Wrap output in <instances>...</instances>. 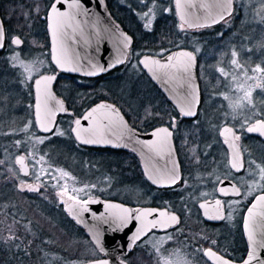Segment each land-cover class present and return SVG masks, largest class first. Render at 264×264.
I'll return each instance as SVG.
<instances>
[{
  "label": "trees",
  "instance_id": "trees-1",
  "mask_svg": "<svg viewBox=\"0 0 264 264\" xmlns=\"http://www.w3.org/2000/svg\"><path fill=\"white\" fill-rule=\"evenodd\" d=\"M4 2L8 11L6 16L1 13L5 34H13L23 40L24 45L18 53L23 60L43 61L45 68L42 74L56 75L54 92L66 101L74 116L95 103L108 102L120 110L136 131L145 133L156 127L152 123L155 115L160 122L164 121L163 114L155 111L158 98L170 120L176 121L173 139L180 158L198 157V151L190 148V144L196 141L195 126L179 120L174 108L140 68L139 58L144 55L162 56L177 49L199 51L196 56L201 98L198 119L208 120L209 127L217 124L220 112L226 109L225 101L219 95L226 90L228 83L219 69H228L234 58L249 74L255 75L251 69L257 65L264 68V21L247 24L242 4L246 0H240V3L236 0L234 27L230 30L220 28L218 31H226L223 35L213 33L217 27L194 32L184 29L175 15L173 0H126L123 5L116 0H108L111 15L130 36L132 45L123 66L96 77L64 75L53 64L44 20V10L50 5V0ZM150 12L153 20L146 24L144 18ZM34 48H44L45 54L35 52ZM13 55L5 49L0 51V264H81L99 260L102 256L85 231L68 218L64 204L55 195L45 189L36 192L23 190L13 177L16 173L11 168L14 164L11 163L12 158L28 151L31 137L41 136L35 127L19 131L32 120L33 90L31 83H24L20 69L11 59ZM256 79L257 83L264 85V73H257ZM140 100L144 101V107L134 109L131 102ZM252 101L256 119L262 118L264 87L255 89ZM72 104L78 105L79 109H74ZM61 123L66 128L63 129L64 135L52 134L33 145L35 152L50 166L71 173L79 184H89L95 171L101 169L102 164L105 166L102 163L104 159L108 162L107 169H112L110 164L116 159L117 152L78 145L66 123ZM186 127V133L192 139L187 141L188 146L182 138L186 135ZM123 157L135 159L126 152ZM77 163L83 169L76 166V170L74 165ZM4 169L10 171V177L4 176ZM112 174V188L115 189V173ZM140 176L141 184L147 185L141 172ZM96 197L120 200L117 197ZM138 250L134 249L123 258L127 264H159Z\"/></svg>",
  "mask_w": 264,
  "mask_h": 264
},
{
  "label": "water",
  "instance_id": "water-1",
  "mask_svg": "<svg viewBox=\"0 0 264 264\" xmlns=\"http://www.w3.org/2000/svg\"><path fill=\"white\" fill-rule=\"evenodd\" d=\"M56 8L65 14L56 22L62 25L60 38L68 48L69 60L61 66L53 59L56 54L54 52L56 42L53 40L52 13L51 59L59 72L71 76L96 77L127 62L132 39L115 23L101 0H78L76 7H73V0H59ZM174 10L178 22L186 30L195 31L213 27L230 17L233 12V0L230 4L228 0H180L179 5L177 0H174ZM181 53H191L194 57L188 73L183 71L186 58L180 56ZM169 57L172 59L169 60ZM138 64L183 119L195 118L201 98L196 70L197 59L194 52L177 49L162 56L144 55L139 58ZM43 77H55L47 85L46 91L43 83L39 87L36 84V81H42ZM55 80V75L44 74L37 77L32 84L34 121L39 133L43 136L53 134L57 116L65 113L63 102L53 91ZM37 104L40 105L39 113ZM101 105L105 107L100 108ZM189 105L194 114L185 115L184 112L189 110ZM94 108L98 111L87 120L84 119ZM78 120L80 125L77 126L75 121L72 133L80 144L129 149L141 161L145 178L155 186H163L155 174L159 151L163 153L161 157L176 162L173 140L168 130L167 133L170 135L158 131L164 128H158L146 134L135 132L129 127L119 109L108 102L92 106ZM226 128L228 127L221 129V141L229 153L232 167L235 155L238 153V166L233 167L238 171L242 168L241 151L232 129L228 128L231 129V133H224ZM247 129L248 134L264 139V135L260 132H249ZM85 140L94 142L85 143ZM14 164L22 178L30 176V166L25 156L17 155L14 158ZM224 188H229L228 192L231 194H239V190L229 183L221 184L220 190ZM260 197L264 195L256 197L252 202L244 222L250 253L255 257L250 264H264V200ZM123 209L128 210V215L122 221L120 217L125 215L122 212ZM64 211L70 220L85 231L91 244L102 256L99 260L81 264H127L122 257L127 256L152 230H166L178 221L176 215L165 210L153 207L134 208L115 200L100 198H90L84 203L66 202ZM141 213L150 214L140 215ZM172 217H175V220H172ZM153 223L156 224L155 227L152 226ZM206 257L211 264H236L213 252H207ZM248 260L249 256L246 261ZM246 261L240 264H246Z\"/></svg>",
  "mask_w": 264,
  "mask_h": 264
},
{
  "label": "flooded vegetation",
  "instance_id": "flooded-vegetation-1",
  "mask_svg": "<svg viewBox=\"0 0 264 264\" xmlns=\"http://www.w3.org/2000/svg\"><path fill=\"white\" fill-rule=\"evenodd\" d=\"M0 1V21L4 30L1 13L6 16L8 11L4 0ZM101 1L110 13L107 7L108 0ZM238 1L240 3V0ZM53 2L54 0H50V5L44 10L50 54H52L51 4ZM116 2L123 5L126 3V0H116ZM244 3L245 2L242 4L245 6ZM235 8L236 0H233V12L230 17L213 27L195 31H209L217 27V30L213 31V33L216 35H223L226 31H218L220 28L230 30L234 27ZM111 17L113 18L112 15ZM117 25L119 26V24ZM17 37L20 38L13 34L9 36L5 34L3 46L0 51L5 49L9 52L14 53L17 51L19 53L24 45L23 40L20 38L22 40L20 46H15L11 43V39ZM34 49L37 53L45 54L44 48ZM219 96L223 99L222 94ZM57 98L63 102L65 113L57 116L54 133L57 127L64 130L66 129L61 123V121H64L78 145L92 149L117 152L116 159L112 158L113 160L110 164L112 169L110 171L107 169L108 162L104 159L102 163H104L105 166L102 164L101 169L95 171L91 182L100 181L103 177L105 179L109 177L110 180H113L112 173L114 172L115 183L119 190V194L125 190L137 191L148 201L147 204H140V202L138 204L135 202H127L128 204H125L122 202L126 200H119V202L121 201L120 203L134 208L153 207L165 210L177 216L178 221L174 226L163 231L152 230L145 239L135 245L133 250L139 249V253H147L146 255L151 256L152 259L159 264H211L206 257L207 252H213L236 264L243 263L247 260L251 249L246 237L244 222L246 213L252 202L256 197L264 195V172L261 171L264 169V139L248 134L246 129L257 121H264V111L260 119H256L255 116L251 121L241 122L244 116L242 118L232 116L226 105V109L220 112L217 124L213 127L208 126L209 121L205 118L198 119V110L197 115L193 119H183L175 111L179 120H185L186 124H193L195 126L194 135L196 141L190 144V148L198 151L197 158H180L173 139V124H175L176 121L170 120V115L166 112L165 106L156 98L157 105L155 111L163 114L164 121L160 122L158 120L159 117L155 115L152 123L156 127L141 134L149 133L158 128L167 129L172 136L176 162L161 157L163 153L159 151V159L156 160L155 174L157 180L161 182L163 186H155L145 178L141 161L129 149L85 146L80 144L73 136L72 128L74 122L80 119L92 106L101 102L83 109L81 114L74 116L73 110L67 105L66 101L61 97L57 96ZM72 107L74 109H79L76 104H72ZM122 116L129 127L133 131L138 132L128 123L123 114ZM70 117L72 119H70ZM28 124L32 125L31 129L35 127L36 131L39 133L34 121V94L32 120L22 126L19 131L26 129ZM223 127L231 128L234 138L236 139L238 137L236 141L242 155V168L238 171L232 167L229 153L221 141L220 133ZM187 130L188 128L186 127V135L182 137L185 140L186 146H188L187 141H192L191 136L189 137L186 133ZM124 152L132 154V156H135V159H125L123 157ZM105 156L108 155L105 154ZM140 172L142 174V179L144 178L147 185L143 186L141 184ZM73 177L75 178L74 175ZM225 182L235 186L239 190V194L234 195L229 193V188L220 190L221 184ZM16 183L18 187H20L21 183L17 181ZM149 240L151 241L150 244Z\"/></svg>",
  "mask_w": 264,
  "mask_h": 264
},
{
  "label": "rangeland",
  "instance_id": "rangeland-1",
  "mask_svg": "<svg viewBox=\"0 0 264 264\" xmlns=\"http://www.w3.org/2000/svg\"><path fill=\"white\" fill-rule=\"evenodd\" d=\"M245 4V15L247 24H254L258 21H264V0H246ZM145 19V20H144ZM143 20L146 24L151 23L153 20V14L150 12L147 17ZM254 28V27H253ZM199 54V51L196 52V55ZM14 64L20 69L24 83L33 84L34 80L42 75L44 71V62L40 60H31L26 61L23 60L18 52H14V55L11 56ZM235 59V58H234ZM237 60V59H236ZM137 63L135 62L134 65ZM225 71L229 72V76L227 80V88L222 93L223 100L225 101L227 108L232 116H236L237 118H242L241 122L251 121L255 118L256 112L252 108L253 104H248L247 101L240 99L244 95V91L251 90L252 94L257 88V73L255 75L249 74V76H255V79H247L243 72H236L234 66L231 65ZM235 72L237 78L233 79L232 75ZM243 84V90L238 91V85ZM261 85V84H260ZM227 97V98H225ZM131 105L134 109L140 110L144 107V101H132ZM230 115V116H231ZM231 116V117H232ZM32 125L28 124L26 129L23 131H28L31 129ZM69 130V129H68ZM212 131V130H211ZM64 130L60 127L56 128L55 135H64ZM43 136H33L31 137V145L28 148V151L25 153H21L18 155H23L27 158L28 163L30 164V176L27 178L20 177L18 171L14 167V164L11 165L13 171H15L16 181L21 183L20 188L26 191L36 192L41 189H45L46 191L51 192L55 195L63 204L69 201H75L79 203H84L89 198H94L97 195H101L105 199H110L112 197H117L120 200L135 202L140 204H147L142 195L137 191L125 190L124 192L119 194V190L117 187L115 189L112 188L114 181L108 178H102L100 181H93L89 184H79L78 180L73 177V175L63 169L56 168L50 166L47 160L39 156L35 152L34 144L40 143L44 140ZM14 163V157L12 158V162ZM75 169L80 167L83 169L79 163L75 164ZM77 166V167H76ZM79 170V169H78ZM87 168L85 169V171ZM8 169H4V176L10 177ZM12 172V171H11ZM67 173V175H64ZM90 173V172H89ZM102 181V182H101ZM124 197V198H123ZM149 240V244H150ZM148 243V242H147Z\"/></svg>",
  "mask_w": 264,
  "mask_h": 264
},
{
  "label": "snow or ice",
  "instance_id": "snow-or-ice-1",
  "mask_svg": "<svg viewBox=\"0 0 264 264\" xmlns=\"http://www.w3.org/2000/svg\"><path fill=\"white\" fill-rule=\"evenodd\" d=\"M57 2H59V0H54V2L51 4V10H52V13H53V20H54V24L52 25L53 40H54V42H56V47L54 49V52L56 54L53 56V59L56 61L57 64H60L61 66H63V64L69 62V60H68V48L65 45L64 41L60 38V32H61L62 25H60L56 21L58 20V18L65 16V14L61 13L56 8V3ZM177 3L179 5L180 4V0H177ZM230 3H231V0H228V4H230ZM77 5H78V0H73V7H76ZM192 6L194 7L195 5H192ZM145 15H147V13ZM64 35H66V33ZM4 39H5V33H4V30H3L2 23H0V47L3 46V40ZM11 43L15 44V45H20L22 43V40L17 37V38L11 39ZM179 55L186 58V63L183 65V71L185 73L190 72V69L192 67V61H193L194 57L192 56L191 53H181ZM235 55H236V53L233 52V56H235ZM171 59H172V57H169V60H171ZM231 63L234 66V69L236 70V72H243V75L247 79H255V76H249L248 75V70L244 69L243 66L236 59H233L231 61ZM71 70H74V69H71ZM219 72L226 79L228 78L229 72L225 71L223 68L219 69ZM251 72L252 73H264V68H261L260 65H257L255 68L251 69ZM54 78L55 77H43L42 81L38 80V81H36V84L39 87L41 85V83H43L45 91H46L47 90V85ZM232 78L233 79L237 78L235 72L233 73ZM256 87H264V85L257 84ZM237 90L238 91L243 90V84L238 85ZM225 98H227V97H225ZM240 99L247 101L248 104H252L253 103V101H252V91L251 90L244 91V95ZM99 107L100 108H104L105 106L101 105ZM39 108H40V105L37 104L38 113H39ZM97 111H98V109H96V108L92 109V111L89 112L88 115L84 117V119L87 120L90 116H92ZM184 114L185 115L194 114L191 111V105H189V110L184 112ZM76 124H77V126H79L80 125V120H76ZM247 130L249 132H260L261 135H264V121H258L255 125L249 127ZM158 131L160 133H166L167 135H170V133H167V129H160ZM224 133H231V129H228V128L224 129ZM78 138H79V134H78ZM236 139H238V137ZM84 142L85 143H91V142H94V141L85 140ZM238 158L239 157H238V153H237L235 155V158H234L233 167H237L238 166ZM21 162H22V160H21ZM261 171L264 172V169H262ZM64 175H67V173H64ZM260 199L264 200V197H260ZM122 212L125 214L124 216L120 217V219L123 221V220L126 219V217L128 215V210L127 209H123ZM149 214L150 213H141L140 215H149ZM171 219L175 220V217H172ZM152 226L155 227L156 224L153 223ZM254 258H255L254 255L252 253H250L249 254V260L246 261V264H250L251 260L254 259Z\"/></svg>",
  "mask_w": 264,
  "mask_h": 264
}]
</instances>
